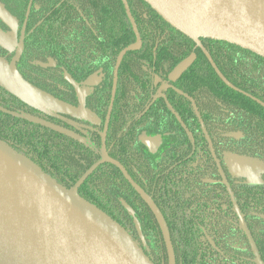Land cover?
<instances>
[{
    "label": "flooded vegetation",
    "instance_id": "af4514ba",
    "mask_svg": "<svg viewBox=\"0 0 264 264\" xmlns=\"http://www.w3.org/2000/svg\"><path fill=\"white\" fill-rule=\"evenodd\" d=\"M41 1L45 6L52 0L47 2L46 0H0L8 11V5L19 6L26 4L24 11L17 6H13L14 8L12 11H9V13L16 18V45L12 46V50L10 51L0 46V57L10 62L15 56L16 51L19 49L20 41H22L21 50L15 62L16 69L20 75L36 88L70 105L75 110H79V112L72 114L52 109L42 111L19 100L16 96L8 93L0 86L2 90L0 91V112L3 114L2 119L0 120V139L5 141L19 153L28 157L60 184L70 183L72 181L73 174L77 171L80 173L85 167L89 166L90 163L93 162V164L90 165V167H92L95 163L99 162L102 159V150L104 149L106 156L119 162L125 168L130 178L148 196H150L161 213L162 211H175L176 208L168 207V205H174V199L182 198L181 194H173V192H171L169 188H172V186L168 183L169 179L174 181L180 180V178L184 175L183 169L186 167L191 168L192 166L196 168L200 165L209 164L211 165L209 167V173L208 175L201 177V180L206 183L214 184L217 189H219L218 186L223 185L225 189V192H222V194L219 193L223 197L222 201L224 208L219 209L218 206L220 203H217L216 211H230V214L231 211H234L236 216V218L233 216L232 219L227 218V224L221 226L225 227V225L232 224V227H236L237 223L235 222H238V225L245 237V239H238L239 241H236V236V238H234L231 242L220 241L215 243L212 237L207 234L206 229L201 225L200 232L203 235L202 237H204L207 245H209L215 253L212 257H208L211 261L210 264H246L245 260L250 259L247 257V253L244 254L246 252V247L249 248L252 260L255 264H257V262L253 248L259 257L261 264H264L260 258L259 251L254 245L250 233L244 224L241 215L242 213L240 212L235 200L236 196L230 187L231 181L236 184L234 187L235 190L236 188L239 190L243 189L246 184L263 186L264 179L262 175L264 170L259 173L257 180L252 181H246V178L239 172H233L229 167L230 157L228 155L242 157L244 162L251 161L229 150L231 136L237 138L239 137V133L230 130L231 128H229V122L226 119L223 123H216L218 128L206 130L198 115L196 106L198 98H194V90L192 91L193 96L179 90L178 85L181 84V81L179 80L180 77L193 64L195 59L176 80L172 81L168 78L171 70L180 61L190 54L195 53L190 52L186 57L178 61L167 74H163L161 69H159L157 73H151V87L154 88L157 93H160L159 96H154L153 92H150L145 99H141L138 96L125 97V99H123L125 101L124 107H119L118 105H115L118 90L119 68L123 58L129 51L124 54L118 67L116 87L114 96L112 97L115 62L112 67L110 77L109 73H105L98 66L87 68V65H85L84 69H82L75 66L68 60V58L72 55V53L70 54V52H72L71 49L54 48L52 38L57 35L54 34V30H50L51 26L47 25L46 30L37 29L36 23L33 25L32 33L28 31V29H30L29 18L31 6L33 3H41ZM28 6H30L29 12L26 14ZM0 29L6 34H12L11 28L2 20H0ZM60 40L62 42L63 37L59 38L58 41ZM68 41V37H64V45ZM187 41L188 40H185L184 38L176 37L175 42L176 44L179 43V45L172 49H189L186 46ZM190 41L193 43L190 49H194V45L196 44L193 40L190 39ZM201 44L207 50L202 41ZM196 46L199 47L198 45ZM141 47L142 39L140 48ZM75 51L77 52L75 53V56L83 55L82 51H79L78 49ZM96 52L99 53V51ZM178 53H180V50L177 54L171 55L169 59L172 61L176 58ZM84 55V62L86 63L89 59H87L86 53H84ZM183 82L184 84H193L192 88H194L193 81L184 80L182 83ZM173 92L178 93L179 96L173 95ZM203 99L207 100V98ZM120 108L123 110L122 112L115 111ZM1 109L5 111H2ZM11 113L22 116H14ZM4 115H7L9 118ZM215 115L219 116L221 114H215L213 112L208 113V116L213 117ZM194 117L196 120H194ZM11 118H17L18 120ZM27 118L39 120V123L31 121ZM43 123L65 129L70 133V135L57 132L52 128L45 126ZM198 125H200V132L202 134L201 141L206 142L210 154V157L206 156L201 160H199V143L201 141H199ZM208 131L210 133L217 131L219 138L216 147L213 146ZM41 136L48 137L47 140L51 149L50 153L48 152L49 154H45L43 151H40V147L36 144L37 141L39 142ZM144 139L153 141L157 140V144L148 145L144 142ZM235 142L236 141L233 143ZM256 162L260 164L257 168L264 169V163L262 161H251L252 164H256ZM100 166H112L113 168L112 176L104 179V181L111 182L113 184V187L109 189L110 192L107 190L105 193L109 196L108 198L112 197L119 200L128 199L127 203L125 201L121 202V204L127 212L128 210L125 205L130 207L134 212L135 218V211H142L140 203L136 202L137 198L140 199L151 212L147 204L141 199L139 194L135 191L120 169L109 161H103L98 164L97 167L90 174H88L83 182L78 186L77 192L79 191L81 185ZM83 175L81 177H83ZM156 182L161 184L158 190L160 195L157 199L160 207L153 197V192L157 188ZM140 183L146 185L147 188L151 187V193H153V195L148 194ZM188 183L190 185L189 188L193 187L189 195L192 194L194 197L196 194L194 191V183ZM237 183L239 186H237ZM184 185L175 189L182 191V189H184ZM236 193L239 196V192ZM241 196L242 195L239 197ZM103 198H105V195H103ZM105 199H107V197ZM115 206L114 211H122L118 205ZM101 210L105 211L103 208H101ZM130 216L132 218L133 227L127 225L125 230H128L127 232L134 239V241L138 242V245L141 246L143 244L142 240L145 237H148L147 232L143 233L140 223L138 222L141 233L140 235L136 229L133 216L131 214ZM228 222H231V224ZM168 231L174 251L175 264H177V256L180 260H182V254L181 251L175 250L177 248L176 246L174 249L169 227ZM162 241L164 244L163 237ZM187 244L194 245V241ZM200 244L203 243L200 242ZM223 245L241 246L242 253H240V255L237 256L239 258H235L232 263L230 252L220 248L223 247ZM165 254L168 264L166 248ZM178 264L182 263L180 262Z\"/></svg>",
    "mask_w": 264,
    "mask_h": 264
},
{
    "label": "trees",
    "instance_id": "16d2710c",
    "mask_svg": "<svg viewBox=\"0 0 264 264\" xmlns=\"http://www.w3.org/2000/svg\"><path fill=\"white\" fill-rule=\"evenodd\" d=\"M127 1L142 39V47L137 51H129L122 60L118 74L115 105L124 107L123 99L125 97L138 96L145 99L150 92H153L154 96H159L160 93L151 87V73H157L161 69L163 74H167L178 61L190 52H194L196 58L180 77L179 90L191 96H193L192 91L194 90V98H198L196 103L198 115L206 130L218 128L216 123H223L226 119L229 122L230 130L239 133L237 138L231 136L229 149L231 152L251 161L259 160L264 163V108L243 93L225 85L216 75L201 49L196 45H194V49H190L193 45L190 39L167 24L147 3L143 0ZM13 6L17 5L7 6L9 11H12ZM17 7L24 11L26 4ZM36 23L37 29L46 30L47 25L51 26L50 30H54V34L57 35L52 38L54 48L71 49L70 54L72 53L73 57L71 55L68 60L72 64L82 69L85 65L87 68L98 66L105 73H109V77L117 53L135 41L121 0H52L45 6L42 1L38 4L33 3L29 18L30 29L28 31L30 33ZM61 37H63L62 42L58 41ZM64 37L69 39L65 45ZM176 37L188 40L186 46L189 49H172L179 45L175 42ZM201 41L220 72L232 85L264 102V58L224 41L202 38ZM77 49L83 52L82 56H75ZM179 50L180 53L171 61L170 56L177 54ZM84 53L89 59L86 63L84 62ZM184 80L193 81L194 88L191 83H182ZM0 91H2L1 88ZM173 95L179 96L176 92H173ZM203 98H207V100ZM115 111L122 112L123 110L120 108ZM210 112L221 115L208 116ZM2 115L0 112V120ZM4 116L9 118L7 115ZM11 119L18 120L17 118ZM194 120H196L195 117ZM198 129L199 141H201L200 125H198ZM209 134L213 146L216 147L219 138L217 131L209 132ZM47 138V136H41L39 142L36 143L40 147V151L45 154H49L51 151ZM234 141L236 142L233 143ZM199 149L201 154H199V160L206 156L210 157L205 141L199 143ZM206 162L208 163L207 160ZM92 164L93 162L80 173L77 171L78 173L73 174L70 183L62 185L67 188L73 187ZM210 166L205 164L196 168L186 167L183 169L184 175L180 180L169 179L168 181L173 188H169L171 192L182 195L181 199H174V205H168V207L176 208L175 211H162L171 233L174 249L176 246L175 250L181 251L182 254V260L177 256V264L180 262L182 264L211 263L208 257H212L215 253L202 237L201 225L215 243L231 242L236 236V241H239L240 238L245 239L238 222H235L237 223L236 227H232L231 222H228L231 225L221 226L227 224V218L232 219L233 216L235 218L236 216L234 211H231V214L230 211H216L217 203H220L219 209L224 208L221 194L225 192V189L223 185L218 186L219 189H217L214 184L201 180V177L208 175ZM112 172V166L98 167L81 185L78 193L98 208H103L104 212L124 229L127 225L133 227L130 214L124 210L121 204L125 201L127 203L128 199L108 198L109 196L105 194L113 187L111 182L104 181L107 177L112 176ZM262 177L264 179V172ZM188 182L194 183L196 192L194 197L192 194L189 195L193 187L189 188ZM156 183L157 188L153 192L154 195L151 193V187L147 188L141 183L140 185L148 194L153 195L160 207L157 199L160 195L158 190L161 184ZM181 185H184L182 191L175 189ZM235 185L231 181L230 187L236 196L235 200L242 213L244 224L264 263V185L246 184L240 190L238 188L235 190ZM237 186H239L238 183ZM236 192L242 196L239 197ZM103 195L107 199L103 198ZM136 200L140 203L142 211H135V216L143 233L147 232L148 235L142 240L143 244L140 247L154 264H167L164 244L156 221L143 202L138 198ZM115 205H118L122 211H114ZM191 241H194V245L187 244ZM136 243L138 244V242ZM220 248L230 252L232 263L242 253L241 246L223 245ZM246 253L250 258L245 260L246 264H255L248 247L244 254Z\"/></svg>",
    "mask_w": 264,
    "mask_h": 264
},
{
    "label": "water",
    "instance_id": "95a60500",
    "mask_svg": "<svg viewBox=\"0 0 264 264\" xmlns=\"http://www.w3.org/2000/svg\"><path fill=\"white\" fill-rule=\"evenodd\" d=\"M171 27L198 45L220 80L233 90H239L220 72L200 39L224 41L264 58V0H143ZM131 24L135 41L122 48L115 60L112 97L117 70L124 54L137 50L141 38L127 0H121ZM27 8V13L29 12ZM0 20L12 30L0 29V46L7 50L15 44L16 18L0 2ZM19 49L10 62L0 57V86L19 100L42 111L78 113L70 105L54 98L26 81L16 69ZM195 54L180 61L169 73L176 80L193 62ZM111 106V104H110ZM2 111H5L1 109ZM14 116H22L11 113ZM39 123V120L27 118ZM62 134V128L43 123ZM148 145L157 140L144 139ZM109 161L117 166L147 204L161 231L168 264H175L174 251L166 221L153 200L127 174L117 161L106 156L95 163L73 188H67L44 172L37 164L0 139V264H154L130 234L112 217L84 199L78 186L98 164ZM138 233L140 228L134 212ZM257 264H261L253 248Z\"/></svg>",
    "mask_w": 264,
    "mask_h": 264
},
{
    "label": "rangeland",
    "instance_id": "374dc122",
    "mask_svg": "<svg viewBox=\"0 0 264 264\" xmlns=\"http://www.w3.org/2000/svg\"><path fill=\"white\" fill-rule=\"evenodd\" d=\"M229 158V167L234 172H239L242 176L246 178V181L257 180L259 177V173L263 171L262 168H257L258 164L251 163V161L244 162L242 157H236L234 155H228ZM250 165V166H248ZM257 168V169H255Z\"/></svg>",
    "mask_w": 264,
    "mask_h": 264
}]
</instances>
